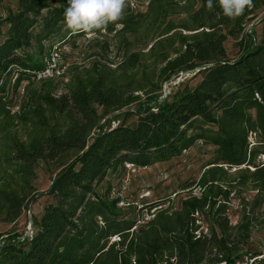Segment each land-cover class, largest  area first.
<instances>
[{
  "label": "trees",
  "instance_id": "obj_1",
  "mask_svg": "<svg viewBox=\"0 0 264 264\" xmlns=\"http://www.w3.org/2000/svg\"><path fill=\"white\" fill-rule=\"evenodd\" d=\"M131 6L127 0L118 22L123 34L138 32L141 24L142 16ZM66 7V0H19L0 44V92L14 65L25 70L34 67L26 53L34 41L52 38L62 29L68 39L86 35L66 29ZM194 9L187 11V19L179 26H166L165 34L182 31L178 48L168 38L151 51L166 81L187 74L201 78L172 101L152 95L138 103L134 93L144 90L143 78L138 80L134 70L138 66L150 69L142 63L143 54H136L120 66L121 77L95 64L76 78L68 94L59 98L35 95L22 108L20 118L32 134L25 142L14 140L9 158L14 157L23 185L18 191L7 184L0 186V222H14L22 215L39 163L70 159L44 194L29 199L31 203L42 197L50 201L42 217L33 218V233L2 239L0 264H240L247 258L238 246L250 237L252 220L245 213L236 233H231L229 200H217L222 194H216L214 178L212 185L203 180L202 185L209 187L200 197L184 200L173 214L160 212L140 227L135 219H126L119 200L97 193L109 172L126 163L147 168L181 156L204 141L216 148L212 165L223 166L212 168L208 175L225 166L254 167L255 171L247 169L246 173L254 189L264 194V167L254 166L257 152L248 142L251 133L264 139V0H253V7L235 20L225 17L218 3L208 11L206 0H200ZM175 13L162 10L159 19ZM116 27L109 24L106 31L113 33ZM229 38L237 41L235 59L227 56ZM43 62H36L34 70L42 69ZM135 103L134 110L114 116V122L123 118L116 128L110 122L101 124L108 115ZM131 117L137 121L126 125ZM201 221L207 225V234L199 232L197 222Z\"/></svg>",
  "mask_w": 264,
  "mask_h": 264
},
{
  "label": "rangeland",
  "instance_id": "obj_2",
  "mask_svg": "<svg viewBox=\"0 0 264 264\" xmlns=\"http://www.w3.org/2000/svg\"><path fill=\"white\" fill-rule=\"evenodd\" d=\"M130 1L134 13L142 16L138 32L123 34L122 27L117 26L113 33L103 31L95 35L86 34L83 37L68 39L66 30L62 29L60 34H55L56 36L52 38L47 37L39 43L34 41L26 50L27 55L33 61L29 63L34 67L25 70L21 66L14 65L9 70L5 76L4 89L0 92V186L4 187L7 184L9 188L18 191L23 185L17 174L18 169L14 157L11 156L10 159L9 154L12 152L14 140L25 142L32 134L29 125L20 118L22 108L26 106L31 97L49 94L54 98H59L68 94V89L76 78L85 71L91 70L95 64L107 67L115 73V77H121L123 69L120 66L136 54H143L142 63L146 62L150 69L148 71L138 66L134 70L138 74V80L143 78L144 90L134 93V96L138 98V103L146 101L152 95L172 101L183 90L193 88L201 81V78L194 74L174 76L166 81L159 75L162 66L155 64L151 55L152 48L168 38L175 40L174 49L179 47L178 36L182 31L176 29L170 34H165L166 26L169 23L179 26L187 19V11L191 7L194 6V10L198 9L200 0L197 2L194 0ZM193 3L196 4L192 5ZM172 5H177V7L174 9ZM18 7L19 0H3L0 5V44L3 43L10 29L7 19L11 14H16ZM162 10L167 14L172 10L176 13L170 14L166 19L164 16L159 19ZM257 32L260 35L261 26L257 27ZM59 44L63 47L58 65L62 72L61 75L53 79L38 80L33 75L36 62L48 60L53 48ZM236 44L237 41L232 38L225 43L227 56L230 59L237 57ZM145 72H148V75ZM136 104L108 115L101 120V124L110 122L111 127L116 128L122 123L123 118L114 122V116L134 110ZM102 114L103 112L99 110V115ZM136 121V117H131L126 121V125ZM248 142L250 149L257 152L254 166L264 167V139L256 133H251ZM215 152L214 146L199 141L181 156L162 162L158 161L147 168H138L126 163L118 167L116 172H109L97 193L107 200H120L122 205L118 207L126 219H135L137 227H140L153 220L160 212L168 210V214H173L179 209L182 201L200 197L205 188L212 185L210 181L214 178L217 181L214 183V186H217L216 194L219 192L222 194L217 200H229L227 216L231 233H236L235 229L245 213L252 220L250 237L238 246L240 252L248 255L240 264H264V194L254 189V184L249 179L250 174L246 173L247 169L250 172L256 169L247 166L229 169L225 166L223 171L208 175L212 168L223 167L212 165ZM69 159L70 156L57 162L39 163L35 168L34 178L30 182L29 199L32 196L44 194ZM203 180H207L209 185L204 187ZM113 188H116L118 192L115 197L111 196ZM29 199L19 219L14 222H0V243L9 234L27 237L33 233V218H41L50 201L42 197L31 203ZM197 225L201 226L199 232L208 233L204 221L197 222ZM256 255L259 257L252 260V257Z\"/></svg>",
  "mask_w": 264,
  "mask_h": 264
},
{
  "label": "clouds",
  "instance_id": "obj_3",
  "mask_svg": "<svg viewBox=\"0 0 264 264\" xmlns=\"http://www.w3.org/2000/svg\"><path fill=\"white\" fill-rule=\"evenodd\" d=\"M219 5L223 15L231 20L242 16L253 7V0H206V9L213 11ZM127 0H67L64 25L73 34L95 35L107 30L109 24H118L124 17Z\"/></svg>",
  "mask_w": 264,
  "mask_h": 264
},
{
  "label": "built area",
  "instance_id": "obj_4",
  "mask_svg": "<svg viewBox=\"0 0 264 264\" xmlns=\"http://www.w3.org/2000/svg\"><path fill=\"white\" fill-rule=\"evenodd\" d=\"M62 49L63 47H61L60 44L56 45L51 52L50 58L44 62L43 69L33 72V75L37 77L38 80L53 79L61 75L62 72L58 65ZM117 193V189L113 188L111 191V196L115 197ZM118 205H122L120 200Z\"/></svg>",
  "mask_w": 264,
  "mask_h": 264
},
{
  "label": "water",
  "instance_id": "obj_5",
  "mask_svg": "<svg viewBox=\"0 0 264 264\" xmlns=\"http://www.w3.org/2000/svg\"><path fill=\"white\" fill-rule=\"evenodd\" d=\"M252 27H253V26H252ZM252 27H251V28H252Z\"/></svg>",
  "mask_w": 264,
  "mask_h": 264
}]
</instances>
